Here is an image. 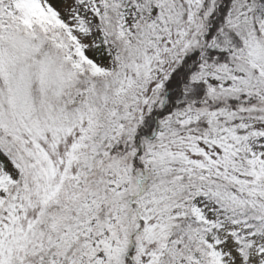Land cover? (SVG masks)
I'll return each mask as SVG.
<instances>
[{"label":"snow or ice","instance_id":"snow-or-ice-1","mask_svg":"<svg viewBox=\"0 0 264 264\" xmlns=\"http://www.w3.org/2000/svg\"><path fill=\"white\" fill-rule=\"evenodd\" d=\"M0 264H264V0H0Z\"/></svg>","mask_w":264,"mask_h":264}]
</instances>
